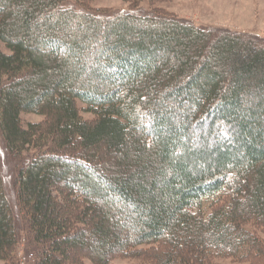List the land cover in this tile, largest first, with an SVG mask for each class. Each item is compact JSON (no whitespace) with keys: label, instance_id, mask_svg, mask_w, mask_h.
I'll return each instance as SVG.
<instances>
[{"label":"trees","instance_id":"16d2710c","mask_svg":"<svg viewBox=\"0 0 264 264\" xmlns=\"http://www.w3.org/2000/svg\"><path fill=\"white\" fill-rule=\"evenodd\" d=\"M125 1L0 0V132L22 160L14 203L0 170L2 262L23 242L31 264L262 248L264 39Z\"/></svg>","mask_w":264,"mask_h":264},{"label":"rangeland","instance_id":"374dc122","mask_svg":"<svg viewBox=\"0 0 264 264\" xmlns=\"http://www.w3.org/2000/svg\"><path fill=\"white\" fill-rule=\"evenodd\" d=\"M153 3H155L153 7L191 20L196 25L254 34L264 39V0H155ZM89 5L95 9H129V3L125 0H89ZM141 5L145 9L150 8L148 0H144ZM81 114L86 119L93 117L92 114L84 110L81 111ZM22 117L26 123L42 119V116L34 113H25ZM230 127H227L226 130L229 131ZM211 142H215V138ZM20 162L22 160H15L10 156L0 132V170L4 177L7 194L13 203L17 201L14 183L17 163ZM225 202L226 198L214 205L207 203L204 205V211L209 214L224 205ZM247 227L250 231L256 232L261 241L262 248H257L256 254L254 252L247 258H240L239 256H225L214 251L209 260L203 264H264V225L255 227L250 224ZM83 250L88 251L89 249L84 248ZM77 251L78 249L71 248L69 252L74 255ZM259 251L261 252L258 253ZM24 255L28 256L27 260L24 259ZM156 257V252L147 248L135 256L121 257L113 260L110 264H159ZM33 258L34 253L28 249L26 242H23L19 247L14 264H31ZM0 264L7 263L0 261ZM75 264L94 263L89 258H79Z\"/></svg>","mask_w":264,"mask_h":264},{"label":"built area","instance_id":"2783aa9c","mask_svg":"<svg viewBox=\"0 0 264 264\" xmlns=\"http://www.w3.org/2000/svg\"><path fill=\"white\" fill-rule=\"evenodd\" d=\"M31 256H32V255H31ZM27 257H28V256H25V255H24V259H25V260H27V259H28Z\"/></svg>","mask_w":264,"mask_h":264}]
</instances>
